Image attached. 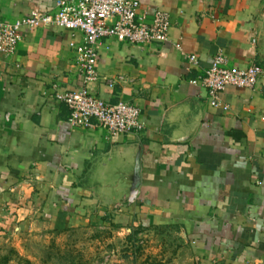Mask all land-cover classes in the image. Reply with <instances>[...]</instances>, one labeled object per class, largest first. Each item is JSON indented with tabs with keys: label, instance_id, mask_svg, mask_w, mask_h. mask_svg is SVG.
I'll return each instance as SVG.
<instances>
[{
	"label": "crops",
	"instance_id": "0c3cea01",
	"mask_svg": "<svg viewBox=\"0 0 264 264\" xmlns=\"http://www.w3.org/2000/svg\"><path fill=\"white\" fill-rule=\"evenodd\" d=\"M139 1L147 22L168 12L169 39L102 38L91 85L139 106V133L69 123L56 95L80 87L71 42L81 32L23 26L16 52L0 51V235L21 253L96 249V264H264V76L229 85L219 106L193 82L219 49L229 67L264 65V0ZM57 2L0 0V19ZM137 152L140 183L125 195ZM159 230L164 248L152 239L133 250Z\"/></svg>",
	"mask_w": 264,
	"mask_h": 264
},
{
	"label": "built area",
	"instance_id": "2783aa9c",
	"mask_svg": "<svg viewBox=\"0 0 264 264\" xmlns=\"http://www.w3.org/2000/svg\"><path fill=\"white\" fill-rule=\"evenodd\" d=\"M42 25L82 33L80 42H71L76 53L80 87L56 95L70 110L68 121L71 126L88 129L100 126L111 133H139L145 126L139 106L125 100L105 101L91 92V85L100 79L98 46L102 38H115L131 45L166 42L171 26L168 12L155 10L151 21L147 22L139 0H58L53 11L34 7L27 16L0 19V51L13 54L24 38L22 27ZM186 57L189 64L198 63L196 54ZM263 76L262 64L229 67L226 55L219 49L210 66L193 82L205 87L209 102L219 106L222 104L221 93L229 85L253 88Z\"/></svg>",
	"mask_w": 264,
	"mask_h": 264
},
{
	"label": "rangeland",
	"instance_id": "374dc122",
	"mask_svg": "<svg viewBox=\"0 0 264 264\" xmlns=\"http://www.w3.org/2000/svg\"><path fill=\"white\" fill-rule=\"evenodd\" d=\"M9 233L5 236L4 234L0 235V264H96L97 258L94 253L96 249L82 251L81 247L58 245L56 248L49 247L46 252L43 251V254H40L36 251H40V249L34 246L29 249L28 253H21L17 245L19 239L10 237ZM139 236L137 243L132 245L134 251L145 248L152 243V239H155L162 248H164V244L168 243L162 230L156 231V238L150 237L146 232H142V235ZM174 243L178 244L177 240H174ZM155 264H162L159 257L156 258Z\"/></svg>",
	"mask_w": 264,
	"mask_h": 264
},
{
	"label": "water",
	"instance_id": "95a60500",
	"mask_svg": "<svg viewBox=\"0 0 264 264\" xmlns=\"http://www.w3.org/2000/svg\"><path fill=\"white\" fill-rule=\"evenodd\" d=\"M138 152L136 153V157L134 159V170L133 172L129 175V185L127 186V189L125 192V195L130 194L133 190H135L139 183H140V162H139V157L137 156Z\"/></svg>",
	"mask_w": 264,
	"mask_h": 264
}]
</instances>
